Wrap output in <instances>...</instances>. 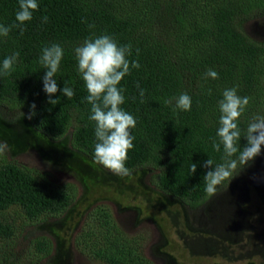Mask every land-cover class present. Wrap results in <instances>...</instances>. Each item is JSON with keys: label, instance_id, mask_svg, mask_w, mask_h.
Masks as SVG:
<instances>
[{"label": "trees", "instance_id": "16d2710c", "mask_svg": "<svg viewBox=\"0 0 264 264\" xmlns=\"http://www.w3.org/2000/svg\"><path fill=\"white\" fill-rule=\"evenodd\" d=\"M37 3L32 20L21 25L23 35L19 28H12L7 37L0 36V67L7 56L20 53L11 74L0 75V105L17 106L28 114L34 103L36 115L28 119L33 133L51 141L69 134L75 153L105 168L94 159L95 122L89 119L91 105L74 49L85 39L101 35L112 36L119 45L131 44L128 59L138 60L140 67L132 68L118 85L125 90L121 107L136 120V127L130 129L135 140L126 167L130 171L153 170L157 189L186 206L204 202L210 195L203 177L207 169L201 165L208 158L214 164L224 162L223 146L220 152L212 148L213 140L218 142V101L224 90L235 87L241 97H251L238 121L241 148L247 143L243 137L248 123L256 115H264V41H256L243 29L244 22L262 14L264 0ZM18 11L19 0H0V24L18 23ZM90 24L95 27L90 29ZM52 43L64 49L55 76L61 90L52 97L58 99L56 105L47 102L42 80L47 70L40 63L42 49ZM210 69L218 73L217 79L206 76ZM137 83L146 89L143 102ZM65 84L74 90L71 99L62 94ZM185 92L192 98L190 111H174V103H164ZM192 163L198 165L195 174L190 171ZM228 184L226 181L218 189ZM67 199L60 186L35 171L10 162L0 164V264H14L6 248L14 236L6 216L10 209L28 220L56 217L65 210ZM99 225L104 228L98 234L100 243L90 228L82 229L76 237L81 253L102 264H153L142 257L138 243L122 234L108 215L101 217ZM35 247L36 256L49 253L44 240L35 241Z\"/></svg>", "mask_w": 264, "mask_h": 264}, {"label": "rangeland", "instance_id": "374dc122", "mask_svg": "<svg viewBox=\"0 0 264 264\" xmlns=\"http://www.w3.org/2000/svg\"><path fill=\"white\" fill-rule=\"evenodd\" d=\"M243 29L264 41V11ZM0 141L9 145L0 164L35 171L68 197L56 217L6 213L14 231L6 248L14 264H102L80 252L76 237L90 228L100 243L99 221L107 215L153 264H264V151L227 186L190 207L158 190L149 168L118 176L84 161L69 134L51 141L33 133L27 112L17 106L0 105ZM38 240L49 253L34 254Z\"/></svg>", "mask_w": 264, "mask_h": 264}, {"label": "clouds", "instance_id": "9594fccd", "mask_svg": "<svg viewBox=\"0 0 264 264\" xmlns=\"http://www.w3.org/2000/svg\"><path fill=\"white\" fill-rule=\"evenodd\" d=\"M39 7L37 0H19V11L16 13L15 20L18 23L5 26L0 24V36L7 37L12 28H19L23 35L25 29L21 27L25 22L31 21L33 11ZM43 22L47 23L48 17L44 16ZM90 24L89 28H94ZM139 55V49L136 50ZM75 57L78 62V71L85 83L88 95L87 102L91 105V115L89 119L95 122V137L97 143L94 147V159L98 164L109 169L118 176L130 175V169L126 167L129 150L133 149L135 137L130 129L136 127V120L121 106L125 103L124 89L118 85L122 79L129 75L132 68L138 69V60L129 61L128 57L132 54L131 44L119 45L110 35H101L94 39H85L84 42L74 49ZM19 52H14L7 56L0 67V75H10L14 70ZM64 56V49L57 43L45 46L42 49L40 63L46 69L43 76V90L48 96V103L56 105L58 99L52 97L61 91L55 76L60 68ZM207 77L218 78V73L208 70ZM139 90L141 102L145 96L146 89L136 85ZM62 94L71 99L74 90L66 84L62 89ZM209 94L211 90L209 89ZM223 98L218 101L220 112L219 127L216 132L217 140H213L212 148L216 152L221 151L223 146V163L214 164L210 158L203 161L201 167L207 169L204 174L205 191L209 195H215L219 186L224 185L236 177L240 171L248 166L251 161L261 155L264 151V115H256L248 123L244 133L246 145L241 148L238 142L241 139V129L238 121L245 112L251 97L237 94V88L226 89ZM166 105H173L176 109L190 111L192 98L188 93H182L178 97H172L164 101ZM36 105H30L27 114L28 119L36 115ZM24 115V113H22ZM9 150L6 141H0V156L5 155ZM235 157V158H233ZM197 163H192L190 171L195 174Z\"/></svg>", "mask_w": 264, "mask_h": 264}]
</instances>
